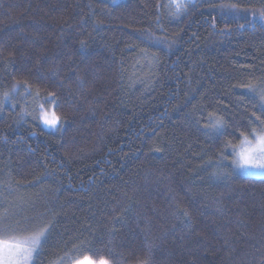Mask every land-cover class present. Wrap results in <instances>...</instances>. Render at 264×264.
<instances>
[{"label": "trees", "instance_id": "16d2710c", "mask_svg": "<svg viewBox=\"0 0 264 264\" xmlns=\"http://www.w3.org/2000/svg\"><path fill=\"white\" fill-rule=\"evenodd\" d=\"M176 2L0 0V214L50 228L32 264H264V176L233 167L264 0Z\"/></svg>", "mask_w": 264, "mask_h": 264}, {"label": "snow or ice", "instance_id": "6c2138e0", "mask_svg": "<svg viewBox=\"0 0 264 264\" xmlns=\"http://www.w3.org/2000/svg\"><path fill=\"white\" fill-rule=\"evenodd\" d=\"M176 7L179 9L181 5L176 2ZM225 7L233 8L234 5H225ZM264 17V13L261 14ZM5 98L8 94L5 93ZM54 93H49V96H54ZM60 117L55 113L51 116L47 112L43 113L42 120L46 125L56 126ZM254 119L259 121L258 117ZM264 123V122H261ZM253 131V140H247L244 138V147L238 154L234 164L235 168H262L264 169V130L257 133L255 129ZM10 213L5 211L0 214V264H29V261L34 252L39 251V247L42 240L46 238V234L50 231V228H43L36 231L30 236H19L14 234L15 229L11 224L5 223L10 217ZM77 264H96V261L92 260L89 256L83 257L77 261ZM99 264H108L107 260L101 259ZM141 264H148V260L145 259Z\"/></svg>", "mask_w": 264, "mask_h": 264}, {"label": "rangeland", "instance_id": "374dc122", "mask_svg": "<svg viewBox=\"0 0 264 264\" xmlns=\"http://www.w3.org/2000/svg\"><path fill=\"white\" fill-rule=\"evenodd\" d=\"M178 1L181 2V1H184V0H178ZM46 112L49 114V116H51L52 113H55L57 115V113L54 110H49V111H46ZM42 116H43V113L41 114V120H42ZM42 122H43V120H42ZM43 124L46 127H49V128H56L58 126V124H59V121H58L57 125L54 126V127L53 126L46 125L44 122H43ZM247 140L251 141V140H253V137L252 138H247ZM244 146H246V145H244V140H243V142L241 143V145L239 146V148L236 150L235 157H234V162L237 159H239V155L238 154L241 152L242 147H244ZM236 169H237V171L239 173H241L243 175L254 176V177H262V176H264V169H262V168H258V167L257 168H239L238 167ZM19 236H30V235H19ZM35 253L36 252L33 253V255H32V257H31V259L29 261V264H32ZM90 258L92 260L96 261V264H99V261L100 260L94 259L92 257H90ZM54 264H71V262H70L69 259H63V260H60V261H58V262H56ZM73 264H77V262H75Z\"/></svg>", "mask_w": 264, "mask_h": 264}]
</instances>
